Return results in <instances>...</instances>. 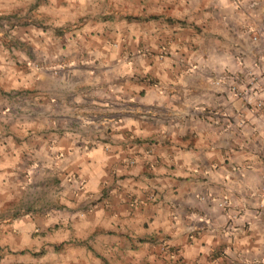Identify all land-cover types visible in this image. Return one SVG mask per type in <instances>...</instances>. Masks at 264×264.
<instances>
[{"label":"crops","instance_id":"obj_1","mask_svg":"<svg viewBox=\"0 0 264 264\" xmlns=\"http://www.w3.org/2000/svg\"><path fill=\"white\" fill-rule=\"evenodd\" d=\"M260 101L264 0H0V264H264Z\"/></svg>","mask_w":264,"mask_h":264},{"label":"built area","instance_id":"obj_2","mask_svg":"<svg viewBox=\"0 0 264 264\" xmlns=\"http://www.w3.org/2000/svg\"><path fill=\"white\" fill-rule=\"evenodd\" d=\"M258 107H259V108L261 107V108L264 109V103L260 101V102L258 103Z\"/></svg>","mask_w":264,"mask_h":264},{"label":"rangeland","instance_id":"obj_3","mask_svg":"<svg viewBox=\"0 0 264 264\" xmlns=\"http://www.w3.org/2000/svg\"><path fill=\"white\" fill-rule=\"evenodd\" d=\"M33 21L35 22V20H34V19H33ZM34 22H33V23H34ZM34 24H35V23H34Z\"/></svg>","mask_w":264,"mask_h":264}]
</instances>
